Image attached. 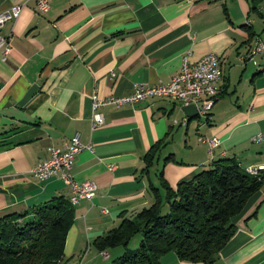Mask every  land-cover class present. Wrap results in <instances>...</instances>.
Instances as JSON below:
<instances>
[{
  "label": "crops",
  "instance_id": "crops-1",
  "mask_svg": "<svg viewBox=\"0 0 264 264\" xmlns=\"http://www.w3.org/2000/svg\"><path fill=\"white\" fill-rule=\"evenodd\" d=\"M35 1L0 0L2 9L23 4L1 30L9 50L0 58V214L54 196L69 201L61 179L37 180L29 170L47 159L48 146L62 148L72 136L89 144L91 150L73 155L69 172L95 189L90 200L72 205L58 264L112 258L91 241L152 201L149 168L158 163L145 170L142 157L158 139L161 151L180 162L163 163L170 186L217 157H233L240 168L264 167V143L249 140L264 132V72L243 59L254 42L248 33L261 34L264 17L249 12V0H46L42 15ZM207 53L221 65L220 92L207 114H198L199 103L146 97L102 105L103 123L91 127L92 94L121 96L134 84L164 83L178 72L182 55L194 62ZM211 137L216 146L199 139ZM232 222L233 235L207 264H264L263 194L251 196ZM114 251L113 257L121 249ZM170 257L163 264H203Z\"/></svg>",
  "mask_w": 264,
  "mask_h": 264
},
{
  "label": "trees",
  "instance_id": "trees-1",
  "mask_svg": "<svg viewBox=\"0 0 264 264\" xmlns=\"http://www.w3.org/2000/svg\"><path fill=\"white\" fill-rule=\"evenodd\" d=\"M263 2L249 0V12L261 16L258 9ZM254 35L259 33L249 32L248 39ZM254 68L257 73L264 72ZM163 145L158 139L145 151L143 169L157 161ZM168 161L180 163L170 152L162 157L163 163ZM246 169L233 157H217L170 186L159 167L155 171L158 187L151 182L147 185L152 201L121 215L116 226L95 236L91 244L100 252L122 247L104 264H159L160 256L167 252L180 261L211 263L235 231L232 218L255 193L260 191L264 198V167L255 173ZM69 203L54 196L22 211L0 214V264H58L73 220ZM135 233L140 237L130 250L127 243Z\"/></svg>",
  "mask_w": 264,
  "mask_h": 264
},
{
  "label": "built area",
  "instance_id": "built-area-1",
  "mask_svg": "<svg viewBox=\"0 0 264 264\" xmlns=\"http://www.w3.org/2000/svg\"><path fill=\"white\" fill-rule=\"evenodd\" d=\"M23 4L11 5L8 8L0 7V58L5 60L9 50L8 37L1 35L2 27L5 23H12L18 17ZM36 14H44L48 10L46 0H36L34 5ZM259 14L264 17V2L259 6ZM251 39H256L255 45H249L243 59L250 62L257 68L264 69V30L259 35H254ZM219 57L213 53H207L199 57L194 62L187 60V54L180 59L179 70L169 80L159 84L140 83L134 84L129 93L121 96H110L106 98L91 95V127L99 126L103 123V116L98 110L102 105L111 103L115 106L121 104H134L146 97H165L179 102L185 106L191 103H199L197 110L201 115H205L213 100L219 94L218 81L221 76L218 74ZM109 75L113 77V73ZM200 141L207 142L209 147L216 146L217 138H199ZM252 143H264V132H256L249 137ZM81 149L91 150L89 144H81L76 136L69 138L62 148L48 146V157L30 168L29 173L37 180H45L50 177L61 179L69 187V195L80 200H90L93 196L95 185L90 181L77 182L73 179L69 170L73 155ZM258 166L256 168H259ZM255 168V167H253ZM253 173V169H249ZM106 257L105 252H101Z\"/></svg>",
  "mask_w": 264,
  "mask_h": 264
},
{
  "label": "rangeland",
  "instance_id": "rangeland-1",
  "mask_svg": "<svg viewBox=\"0 0 264 264\" xmlns=\"http://www.w3.org/2000/svg\"><path fill=\"white\" fill-rule=\"evenodd\" d=\"M254 29L255 30H258V27H254ZM261 33V32H260ZM177 147V146H176ZM162 149V148H161ZM168 152V150L166 149H164V151L162 150L161 151V153H160V156H159V158L157 159V163L158 164H154V166H152V167H150L149 168V170H150V172H149V176H150V178L153 180V184H155L156 185V187H158V183L156 182V179H155V176H154V169L156 168V167H161L162 168V164H163V162H162V157L166 154ZM163 170V169H162ZM162 190L160 189V192H161ZM69 202V201H68ZM163 203V202H162ZM70 204V203H69ZM165 208L162 206L161 207V212H163V210H164ZM139 237H140V235H139V233H135L130 239H129V241H128V243H127V248L128 249H130V250H132V249H134L136 246H137V243H138V240H139ZM121 249L122 247L120 246V245H117V246H114V247H112V248H109V249H107V252L108 253H110L111 255H112V257H113V255H115V251L114 250H116V249ZM122 251V250H121ZM114 252V253H113ZM100 254V253H99ZM101 255V254H100ZM169 256H173V258H176V256H175V254L174 253H172V252H167V253H165V254H163V255H161L160 256V258H159V264H163V262H166V263H168L169 261L171 262V257L169 258ZM111 261V259H107V262H110Z\"/></svg>",
  "mask_w": 264,
  "mask_h": 264
},
{
  "label": "bare ground",
  "instance_id": "bare-ground-1",
  "mask_svg": "<svg viewBox=\"0 0 264 264\" xmlns=\"http://www.w3.org/2000/svg\"><path fill=\"white\" fill-rule=\"evenodd\" d=\"M255 41H256V39H254L253 45H255ZM259 69H261V68H259ZM261 70H264V69H261ZM218 74H219V76H221V65H220V63L218 65ZM198 114H200V110H198ZM259 168H262V167H259ZM249 169L250 168L246 169V171L250 173V170ZM255 172L256 171L253 170V173H255ZM69 201H70L71 205H75V204H78L79 203V200L76 199V198H74V197H72V196L69 197Z\"/></svg>",
  "mask_w": 264,
  "mask_h": 264
}]
</instances>
